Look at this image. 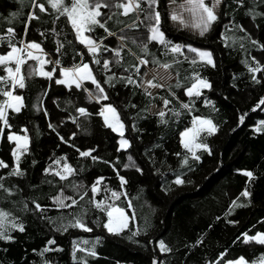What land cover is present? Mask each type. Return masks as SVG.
Returning <instances> with one entry per match:
<instances>
[{
  "label": "trees",
  "instance_id": "obj_1",
  "mask_svg": "<svg viewBox=\"0 0 264 264\" xmlns=\"http://www.w3.org/2000/svg\"><path fill=\"white\" fill-rule=\"evenodd\" d=\"M168 1L173 0H159L156 9L161 13L160 28L166 39L174 45L209 50L215 67L199 60L193 65L184 54H173L156 42L124 38L118 60L106 70L103 61L109 45L104 40L109 32L138 31L145 12L125 16L116 7L101 9L103 15L98 19L108 31L97 26L87 33L101 44L96 55L101 64L97 65L76 39L67 18L56 19L59 13L47 0H38L47 9L43 13L33 8L32 0H0V53L10 50L9 43L17 47L21 42L39 43L41 54L59 61L48 64L55 75L60 68L88 63L109 97L97 102L92 95L97 88L91 81L76 88L57 84L55 75L49 79L24 73L26 87L14 92L23 97L24 106L18 113L8 109L10 128L0 121V161L9 165L0 168V183L8 189H0V210L10 213V219L23 224L25 230L12 229V239H0V264H225L239 257L251 262L264 254V245L246 243L244 236L264 233V130L256 131L264 121V105L257 107L264 98V72L255 74L261 81L255 83L249 71L256 67L255 61L264 66V48L260 47L264 46V15H260L264 14V0H243L242 4L240 0H223L218 20L203 37L171 25ZM32 12L40 18L29 21ZM8 28L14 29L11 40ZM145 44L148 54L142 50ZM142 59L149 63L140 64ZM164 63L171 65L167 70L172 79L154 92L147 90L149 96L139 83L141 74L136 68H159ZM11 66L15 67L14 63ZM197 73L211 88L202 89L200 98H192L190 110L183 109L181 103H189L185 90ZM4 75L0 67V76ZM127 77L136 83L128 84ZM177 83L181 87H176ZM4 99L0 95V101ZM163 99L171 101L167 109ZM102 103L112 104L120 113L130 143L127 149L118 148V135L99 115ZM153 105L166 112V123H161L159 111H151ZM80 108L86 115L80 114ZM198 116L212 120L217 130L212 135L202 133L211 154L196 150L200 156L197 161L183 148L180 133ZM11 133L29 138L28 150L20 151L22 176L10 175L16 147L8 140ZM85 151L92 155L81 156ZM185 157L187 165L182 163ZM55 160L61 164L56 165ZM64 163L75 170L67 180L45 171L50 166L62 170ZM245 171H251L253 178L245 176ZM178 176L184 184H175ZM120 177L127 183L121 185ZM97 179H101L97 185L100 191L93 193ZM246 190L249 197L242 195ZM113 191L120 193L119 199L112 197ZM61 195L78 203L62 208L55 199ZM233 201L244 206L233 207ZM64 202L70 204L71 200ZM101 202L105 208H122L129 216L128 227L120 234H111L103 227L106 211L95 207ZM78 218L92 231L64 230L62 225ZM50 240L55 243L49 244ZM160 241L171 251L162 253Z\"/></svg>",
  "mask_w": 264,
  "mask_h": 264
},
{
  "label": "snow or ice",
  "instance_id": "obj_2",
  "mask_svg": "<svg viewBox=\"0 0 264 264\" xmlns=\"http://www.w3.org/2000/svg\"><path fill=\"white\" fill-rule=\"evenodd\" d=\"M175 2V0H173ZM223 2V0H212L211 5L206 3V0H187V4L191 7L187 8L191 16L194 18V22L191 24L186 23L181 16L173 13L171 15V19L173 21L180 20L185 27H192L198 30L199 35L203 37L207 32H209L213 26V24L218 20V16L215 12V9ZM47 3L51 6L53 10L59 13V16L56 19H59L60 16H65L68 22L71 24L72 29L75 32L76 39L82 45H84L87 49V52L92 55L93 62L97 65L101 64V60L96 58L98 51L101 49V44H99L96 40H94L90 35H85V33H92L94 32L95 28L98 26L100 28H105V31L108 29L105 27V23H102L99 17L103 15L101 9H107L111 7H116L118 9H122V15H129L130 12H145V20L149 22L148 24V31H149V42H156L160 45H163L165 49L169 50L173 54H180L183 55V50L180 45L171 44L170 41L166 39L165 33L161 30V13L157 11V7L159 5V0H122L120 3H109L108 0H70V3H66L65 0H47ZM147 5V10L141 8V4ZM240 3H243V0H240ZM33 8H38L40 12H46L47 9L43 3H39L38 0H32ZM183 7V5L181 6ZM264 15V14H260ZM34 12L30 13L28 16V20H35L39 19ZM110 18V17H109ZM154 21V23H153ZM7 34L9 40L14 38L15 33L13 28L7 29ZM109 35L112 33L109 32ZM2 39V38H0ZM256 44L255 41H253ZM22 46L17 47L15 44L9 43L10 51L7 54L0 55V67L3 68L6 75L0 76V95L5 97L6 99L0 101V121L3 122L4 127L10 128L11 125L8 123L7 111L11 109L14 112H20L23 108V97L20 95H15L14 92L17 88L23 89L26 87V78L27 76L22 72V68L25 64L28 63L29 60L37 61L39 68L29 65V71L27 73L28 76L38 74L51 79L53 77V73L55 69L52 71H45L44 65L50 63H59V61H51L42 58L41 55H34L32 50H37L40 53H43V49L41 45L36 42H31L24 44L21 42ZM59 47H63V45H59ZM264 48V46H260ZM59 51V48L57 49ZM145 54H148V47L147 44L143 45V49ZM188 51L191 53H195L194 57L189 58L185 56V60H189L191 64L196 65L198 60L201 62L206 63L208 66L215 67V62L213 60L212 53L209 51H202L197 48L188 46ZM120 51L116 50L115 55L117 57L120 56ZM255 61V57L252 58ZM15 65L12 67L11 64ZM110 61L104 60L103 61V68L109 69ZM149 61L147 59H142L140 64L147 65ZM153 63H158V61H153ZM256 67H250L249 71L253 73V80L255 83H260V79H257L256 73L264 72V66H261L258 61H255ZM160 67L164 69L171 68L170 64L164 63L161 64ZM137 73L140 71V68H136ZM61 76L63 78L56 79L55 82L57 84H65L69 87L74 84L76 88L82 87V81L90 80L92 84H94L101 94L100 96L95 97L97 102L100 99L108 100L109 97L105 93L104 88L101 86L100 82L96 79L95 75L93 74L92 68L88 63H83L82 65H77L71 69H62ZM163 79V77H161ZM112 77H109V81H111ZM128 84L136 83L131 77H127ZM155 77L153 80L146 81L149 88H162L164 87L163 84H158L154 82ZM176 87H181L179 83H177ZM211 84L206 79H203L197 73L194 77V82L191 84L190 87L186 88L185 94L189 97V103H181V107L183 109L190 110V104L194 105V101L192 100L193 97L200 98L202 95V89H210ZM146 94L151 96V93L145 89ZM91 95V94H90ZM173 95H175L173 93ZM171 103L168 99H163V107L164 109L168 108V105ZM259 105H264V98H261L257 107ZM135 107V105H133ZM81 115H86V110L84 108L78 109ZM100 116L104 118L105 124L107 127L111 128L112 131L118 132L121 139H120V148L126 149L130 147V143L127 139H124V128L125 125L121 120L120 113L118 110L111 104L104 106L100 113ZM159 117L161 118V123H166L167 121L164 119L166 116V112L162 109L158 113ZM174 115H179V113H175ZM243 117L240 118V122L243 123ZM50 128L53 126L50 124ZM53 130H55L53 128ZM216 125L213 123L212 120L201 118V117H194L192 120L191 127L187 128L183 132H181V144L184 149L187 150L188 153L191 154L194 160H199L200 156L197 155L196 150L202 149L205 152L211 154L209 146L207 143L203 142V134L212 135L216 132ZM264 130V121L261 122L260 126L257 127L256 131ZM3 130L0 129V132ZM25 132L27 129L24 130ZM9 141L16 142V149L13 150V157L15 158V166L12 168L10 175L14 176H22L24 173L19 168V161H20V154H18V150L23 149V151L28 150L29 138L24 135H16L11 134L8 136ZM63 140V137H61ZM200 141V142H197ZM79 151V149H77ZM81 156L88 157L92 155L91 151L80 152ZM179 155V153L177 154ZM94 160L96 157H92ZM65 159V158H61ZM61 160H55L54 163L56 165L61 164ZM184 165L189 163L188 158L185 157L182 161ZM4 161H0V168H8ZM139 171V169H137ZM47 172H51V174L58 176L60 180H67L69 176L73 175L75 170L67 163L63 164L62 170L55 171L51 169L45 170ZM245 176L249 177L250 179L253 178V173L251 171H245L243 173ZM101 183V179H97V181L93 184L91 191L93 193H98L100 189L97 187ZM121 185L127 183V181L120 177ZM185 181L181 177H177L175 180V184L182 185ZM0 189H4L2 183H0ZM4 191H8V189H4ZM112 197L115 199L120 198V193L113 191L111 193ZM244 197H249L251 194L249 191H244L242 193ZM84 197L81 196L80 199ZM56 202L60 207H72L76 205L78 202L77 200L73 199L72 197H63L57 196ZM65 200H71L70 204H65ZM244 205H238L236 201H233V207H243ZM27 207V206H25ZM35 207L40 209V205L36 204ZM95 207L101 209L102 211H106L107 214V222L103 224V227L111 234H120L123 232L129 223V217L125 213L124 209L115 207L113 205H108L106 208L104 204L96 203ZM64 230L66 231L68 227L80 228L84 231L91 232L92 228L87 227L82 218H78L75 220L74 223H69L68 225H62ZM18 229L19 231L23 232L24 226L23 224H18L14 218L10 219V213L0 210V239L2 240H10L12 237L10 236V230ZM59 230V229H58ZM135 235V233L133 234ZM245 242L255 241L261 245H264V233H257L255 236H247L244 234ZM98 242V241H97ZM54 240H50L49 244H54ZM84 243H88L84 241ZM159 248L162 253L170 252L171 249L166 246L164 241L159 242ZM46 251L48 249H45ZM76 249H74L75 251ZM83 250V249H78ZM90 255H96L94 251H90ZM223 258V257H221ZM153 264H157L156 261H153ZM227 264H247V261L244 260L243 257L239 258L236 261H228ZM261 264H264V259L261 260Z\"/></svg>",
  "mask_w": 264,
  "mask_h": 264
},
{
  "label": "rangeland",
  "instance_id": "obj_3",
  "mask_svg": "<svg viewBox=\"0 0 264 264\" xmlns=\"http://www.w3.org/2000/svg\"><path fill=\"white\" fill-rule=\"evenodd\" d=\"M108 2H109V0H108ZM211 2H212V0H206V3H209V5H211ZM182 5H183V7H181ZM189 7H191V6L187 4V0H182V1H179V2L168 1V3H167V11H168V16H169V21H170L171 25H173L175 27L183 28V29L189 30L191 32H194L196 34H199L198 30H196V29H194V28H192L190 26L189 27H185L184 24H182L180 22V20L173 21L171 19V15L173 13H175V14L181 16L182 19L186 23H188V24L193 23L194 22V18L191 16V14L188 11H186V9L189 8ZM144 8L147 10V5L146 4H145V7ZM219 8H220V5L215 9L216 14L218 13ZM145 14L146 13H144V16L141 17V23L143 25L140 27V29L138 31L137 30H133V31L125 30L123 32H118V33L112 34L107 39L104 40V43H106L107 45H109L108 51L104 54V60L110 61L109 64H112V63H114V62H116L118 60V57L115 55V52H116V50H118V48H119V46H120V44H121V42L123 41L124 38L131 39V40H136L138 42H143V41L148 40V37H149L148 24H149V22L145 20ZM153 23H154V21H153ZM85 35H88V34L85 33ZM21 46H22V44H21ZM188 46L194 47L192 45H181L184 56H188L189 58L194 57L195 56V53L189 52L188 51ZM194 48H197V47H194ZM197 49L202 50V51H209L207 49H201V48H197ZM32 51H33L34 55H41L42 58L47 59V57H46L45 54H41L37 50H32ZM4 54H7V53H4ZM0 55H2V53H0ZM29 65H32V66L36 67L37 69L39 68V65H38V62L37 61H35V64H34V61L33 60H29L28 63L24 65L23 73H25V74L28 73V71H29ZM62 69H71V68H60L58 75H55L53 73V76L55 75L54 76L55 77V80L56 79L63 78L61 76ZM44 70L45 71H52L53 69H50L48 67V64H45L44 65ZM125 72H126L125 70H121V73H125ZM37 74H38V72H37ZM140 74H141V80L139 82L140 85L143 88L149 90L150 92H154L156 90V88H149L148 85H147V83H146V81L152 80L153 77H155V79L158 81V84H165V83H167L168 81H170L172 79V75L168 72V70H166V69H164L162 67H159V68H149V67H146V66H142L140 68ZM161 77H163V79ZM84 81H90V80H84ZM72 85H74V84H72ZM66 86H68V85H66ZM15 95H17V94H15ZM92 95L95 98L97 96H100L101 94L98 92V90H96L95 93H93ZM108 104L109 103H102L101 104V109L104 106L108 105ZM150 109H151V111H159L160 112L162 110V107H158L156 105H153V106H151ZM263 111H264V108H263ZM198 117H200V116H198ZM201 118H203V117H201ZM103 120H104V118H103ZM189 127H191V126H189ZM189 127H187V128H189ZM187 128H185L184 130H186ZM115 133L118 135V139H117L118 148L121 149L120 148V143H119L121 137H120V135H119L118 132H115ZM24 135H26V134H21L20 136H24ZM123 138L124 139H127L125 135H124ZM180 141H181V135H180ZM15 145H16V142H15ZM15 149H16V147H15ZM15 149H13V150H15ZM21 150L22 149L18 150V154H20V151ZM115 207H117V206H115ZM258 233H261V232H258ZM255 235H253V236H255ZM239 258H241V257H239ZM239 258H237L235 260H231V261H236ZM262 259H264V254L261 255L258 259L254 260V261H251V262L250 261H247V264H261V260ZM227 262L225 264H227Z\"/></svg>",
  "mask_w": 264,
  "mask_h": 264
}]
</instances>
